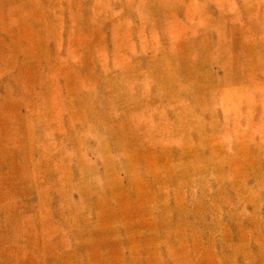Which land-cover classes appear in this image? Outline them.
I'll list each match as a JSON object with an SVG mask.
<instances>
[{"label":"rangeland","instance_id":"374dc122","mask_svg":"<svg viewBox=\"0 0 264 264\" xmlns=\"http://www.w3.org/2000/svg\"><path fill=\"white\" fill-rule=\"evenodd\" d=\"M0 264H264V0H0Z\"/></svg>","mask_w":264,"mask_h":264}]
</instances>
